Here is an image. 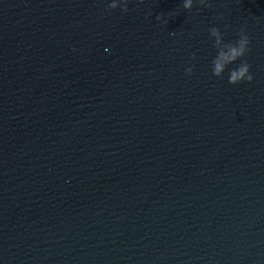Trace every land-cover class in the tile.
Listing matches in <instances>:
<instances>
[{
  "label": "water",
  "instance_id": "1",
  "mask_svg": "<svg viewBox=\"0 0 264 264\" xmlns=\"http://www.w3.org/2000/svg\"><path fill=\"white\" fill-rule=\"evenodd\" d=\"M108 2L0 0V264H264V0Z\"/></svg>",
  "mask_w": 264,
  "mask_h": 264
},
{
  "label": "clouds",
  "instance_id": "2",
  "mask_svg": "<svg viewBox=\"0 0 264 264\" xmlns=\"http://www.w3.org/2000/svg\"><path fill=\"white\" fill-rule=\"evenodd\" d=\"M204 4L206 0H199ZM196 0H183V7L191 9ZM109 8L128 9V0H109ZM157 20L165 21L164 13L157 14ZM166 22V21H165ZM210 36L215 37V44L218 47L217 53L211 59V70L214 75L223 77L227 72L230 83H237L242 80L252 81L254 73L251 71V64L246 59L251 45V37L242 27L238 36L233 40H224L225 31L219 25L213 24L209 29ZM195 56V53H193ZM193 65L188 64L185 71L191 73Z\"/></svg>",
  "mask_w": 264,
  "mask_h": 264
}]
</instances>
